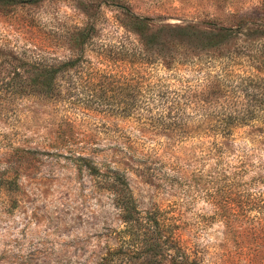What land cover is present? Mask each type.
Returning <instances> with one entry per match:
<instances>
[{
  "label": "rangeland",
  "instance_id": "rangeland-1",
  "mask_svg": "<svg viewBox=\"0 0 264 264\" xmlns=\"http://www.w3.org/2000/svg\"><path fill=\"white\" fill-rule=\"evenodd\" d=\"M116 4L153 28L264 23V0H44L0 14V81L77 60L57 72L55 97L0 88V264H98L119 247L113 194L81 157L117 169L138 210L164 212L190 263L264 264V135L206 130L228 111V58L165 69L135 53ZM85 26L92 38L74 45Z\"/></svg>",
  "mask_w": 264,
  "mask_h": 264
},
{
  "label": "trees",
  "instance_id": "trees-1",
  "mask_svg": "<svg viewBox=\"0 0 264 264\" xmlns=\"http://www.w3.org/2000/svg\"><path fill=\"white\" fill-rule=\"evenodd\" d=\"M44 0H0V14H7L16 7L33 6ZM125 22L122 25L138 37L139 56L160 60L165 69L175 64L228 58V111L215 114L212 125L206 130L222 137H229L233 129L252 126L264 135V23L243 17L234 27L199 29L196 25L151 27L147 19L131 13L123 5L116 4ZM254 20V21H253ZM94 28L85 26L70 35L74 45H83L93 36ZM163 38L162 43L157 40ZM77 60H69L57 67L40 63L30 65L28 76L14 72L0 81V88H11V95L55 97V76L75 66ZM217 86V84H216ZM220 85L217 86V88ZM208 90L211 84H205ZM204 90V89H203ZM205 93V92H204ZM211 95L215 91H210ZM208 99H199L201 106ZM199 113V112H197ZM211 113L198 116L208 118ZM167 122H169L167 118ZM170 124V123H169ZM171 126V125H170ZM200 130H203L200 128ZM92 175L103 177V187L113 194L124 228L120 230V245L106 253L98 264H121L142 259L145 264H159L157 256L173 251L172 264H192L182 257V249L174 235L175 223L159 209L140 211L133 200L129 185L117 169L108 168L104 173L81 157ZM11 184V183H10ZM125 263V264H126Z\"/></svg>",
  "mask_w": 264,
  "mask_h": 264
}]
</instances>
